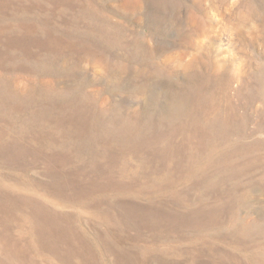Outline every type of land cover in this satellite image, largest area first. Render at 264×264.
Listing matches in <instances>:
<instances>
[{
  "label": "rangeland",
  "instance_id": "obj_1",
  "mask_svg": "<svg viewBox=\"0 0 264 264\" xmlns=\"http://www.w3.org/2000/svg\"><path fill=\"white\" fill-rule=\"evenodd\" d=\"M60 1L63 3L62 5ZM90 1H92V4ZM127 1L50 0L49 2V0H42L41 2V0H0V3L3 4V6L0 4L1 12L5 11L4 13L8 15L0 18V23L6 21L10 22L9 25H13L11 27L12 29H0V33L10 32L12 30L11 32H17L20 38H22L20 40L24 42L30 40V38L32 39V37L35 39L34 43H29L28 47L25 48L26 56L20 54V56L16 57L15 63H22L25 61L30 66H36L40 69L44 67V72L40 70L38 72H31V70L28 72L22 70H20V72H2V70H0V109L2 110H0V139L7 141V143L5 142L6 153L0 154V201L5 199L4 197L6 196L1 197V195L7 192V194L14 196H28L33 200H39L38 202L42 204L40 205L42 206L41 209L44 208V210H47L46 212L52 213L53 215L60 216L62 214V217H66L69 216V214L76 215L78 209L84 210L80 205L75 207L73 204H65L61 201L58 204L57 200L49 199L52 198V195L48 191H46L45 195L43 193L44 190L32 184L34 181H40L39 183L41 184L43 182L44 184L47 183L49 179H51L47 176V172L59 169H56V162L54 160L50 162L48 169H46L42 159L40 168L36 167V170L33 169L38 163L36 162L38 158H34L33 153L50 152L52 148L47 145L43 136L38 137L31 134L29 128H38L41 130V127H47L50 130L54 129V132L57 130L59 132L63 122L61 121L58 126L59 122L57 121V117L70 116L72 112L74 117L76 116V120L75 122L69 121L68 123H74L75 127H80L84 124L90 125L91 122H95L98 125H105L108 129L110 127L111 132L109 135H106L103 139L98 138L96 142H102L110 151H113L112 154H114L116 150L118 156H124L122 158L128 161L130 165L131 170L121 174L114 173L115 178L111 180L98 177L100 181L105 182V185H109V182H114L115 186H119V188H117L118 186L116 187V190L113 189L112 186H106L111 190L109 189L106 192H102L103 197L111 198V200L120 199L121 202H119V204L123 207L137 206V208H139L137 210V216L138 214H142L138 216L140 222L143 223L141 226L136 228L128 225L127 229L131 234L128 235L129 238L132 237L133 231H135L134 233L136 235L133 236L131 240H128L127 243L131 244L136 241L135 243H137L138 246L143 244V247L148 249L147 252L149 253H144L146 250L144 249V251L142 247L130 248V246V249L128 246L125 247L122 251L126 252L123 253L136 255V258L139 259L137 264H161L160 259H154L158 255L153 254L150 250L154 248L150 247L151 245L153 246V244L154 247L155 245H166L171 253L168 255L169 257L165 256L169 261L175 262V264H193V261L188 255H194L197 252L196 250H200L196 248H201L200 251L204 252L203 248H207L204 247V245L210 242L215 247V250L219 247L229 252H234L236 250L239 251L240 254L251 255L252 253L241 252L246 251L251 245V241L245 244V248H235L229 241L230 239L219 236L213 238L210 236L223 233L226 229V225L217 223L211 220V218L212 216H216L217 220L236 219L241 223H243L244 219L251 218L254 223H260L264 226V191H262L264 189V184H258L251 190L243 187L234 190L230 182H227L223 186L215 185L216 180L226 179L228 172L226 167L223 166L226 162V158L220 159L217 155L213 157L203 156L197 159L193 158L191 160L193 164L199 160L206 165L205 169L190 173L186 176L187 178L183 183L177 185L178 187L166 183V180L167 176L168 179H178V176H180L178 168L174 167L173 159H175L176 162L178 160H184V156L181 155V153L182 149L185 148L181 136L186 130H180L179 127L182 126L184 120L180 119L182 117L181 115L177 116L175 119L170 116L175 114V105H178L177 108H181L180 104L183 103V101L180 96H182L183 92H187L186 89L189 86L200 88L201 90L199 91L207 97L205 98L207 104L211 105V107L216 106L218 109L215 108V111H223L222 115H228L234 112L235 120L242 117L247 125L254 130V133L248 138H245V141L260 142L261 148L257 149L258 151L255 153H257V155L259 154L260 161L264 160V0ZM47 2L49 4H47ZM10 4L13 5L11 6ZM83 5H85V7ZM22 9L26 10V12H23ZM36 10L39 13H35ZM44 10H46L45 13ZM25 13L27 14L25 15ZM46 13H48L49 16ZM23 20L31 21L36 27L33 28L35 31L29 32V28L22 25L18 27V23H23ZM64 20L67 23H65ZM70 22L72 24H70ZM54 25L57 27H54ZM43 34L45 35L43 36ZM55 35L56 37L58 36L57 39ZM62 36L63 39H61ZM67 37H69V39H67ZM71 37L73 38L72 40ZM57 40L59 41V45ZM60 40H64V43ZM39 44L41 45V49L38 47ZM7 48L8 50L10 49L6 47V52L8 51ZM17 49L20 48L18 47ZM50 50L52 52H50ZM6 52H1V55ZM19 52L20 51H18V53ZM86 53L89 54L86 55ZM36 55H38L37 57L39 58H37ZM4 66L10 67L12 65L11 63H6ZM21 83L23 86H21ZM53 86L54 91L57 93L51 90L50 87ZM29 87H33L36 90L26 91ZM179 90L182 92L181 95L179 94ZM170 95L174 96V98L170 97ZM211 98L213 100H211ZM32 100L41 102L34 106L26 105L32 102ZM166 107L168 109H166ZM53 108L59 109L60 111H54ZM165 109L166 111H163ZM86 112H88V114H86ZM168 114L171 115L168 116ZM85 115L88 116L84 117ZM5 116L6 118H4ZM87 118H89V120ZM146 122H154L153 127L146 131V133L151 136L152 134L158 136L161 130L162 134L165 133V135L167 133L170 135L171 131H176V135H172L173 140H171V142L174 144L173 146L176 147L177 151H173V149L170 148L171 145L166 143L163 145L168 139L164 141V139H160L159 137L157 139H149L146 147L140 150L139 143L141 144L142 142L138 137L131 135V131L134 132L138 124L141 125ZM157 122L161 123L156 125ZM148 123L145 124V129ZM163 123H166L167 126H164ZM6 125L14 128L17 127L19 130L23 129L26 137L23 138L18 136L17 138L9 134L1 135V131L5 130ZM226 128L231 127L226 126ZM129 131L130 133L127 134ZM182 131L184 132L182 133ZM217 131H220V127ZM96 133L97 130H91L90 136L80 135L72 141L76 145L86 143V145L94 147L95 142L92 138ZM119 135L123 138H118ZM41 139H44L43 144L39 143ZM67 139L69 138L63 141H71ZM0 142H2V140H0ZM58 144H60L59 133ZM96 144L98 145V143ZM162 149L165 151L168 150V152H164ZM10 150H12L13 155L17 153L15 150H18V153L22 156L21 165L12 164L13 160L10 158L12 155L9 156ZM127 150L130 152L132 151L131 153L133 155L131 157L129 156L130 154L126 153ZM157 151H160L162 154L157 155ZM165 153L170 156V160L165 159ZM155 154L157 157H155ZM90 155L94 160L98 158L99 162L106 160L105 158H99L103 155L101 153L99 155L93 153ZM106 155L109 156L108 154ZM127 156H129L128 159H126ZM83 160L86 161L85 159ZM219 161L222 166L221 173L216 175L213 169L218 167L219 164L217 162ZM255 163H257L256 167L259 165L260 169L263 168L262 170L264 171V161H262V163L258 161ZM85 164L90 166V160H87ZM115 164L116 162L112 163V165ZM141 167L144 168L139 169ZM45 170H47V172ZM140 170L143 171L140 172ZM94 172L97 171L89 170L87 174H89L91 178H94L92 175L97 174ZM53 173L50 174L54 176ZM141 175L143 177H141ZM163 179L165 182H163ZM208 180H213V182L207 183ZM62 182V180H59V185H61ZM228 183L229 185H227ZM93 187L96 188V186H92V188ZM164 188L165 191H163ZM140 189L143 190V192ZM153 191L156 192L154 193ZM242 194L244 202L241 206V210H238L237 205L239 204L237 203H240V201H234V197H240L242 199ZM1 198L3 199L1 200ZM181 199L184 200V206L179 202ZM163 200L166 202H163ZM201 203H207L202 208L200 206V210H203L202 213L198 210V206ZM225 203L231 205L226 212L219 209L220 205H225ZM160 204L162 206H158ZM150 205L155 208L158 206L159 209L156 208L157 211H164V214L158 216V214H150V212L141 209L144 206L149 207ZM17 206L18 205H16V207ZM90 208L92 209L91 211L96 214L95 211L100 210L101 207L93 204ZM184 208L187 209L185 210ZM8 209L10 211V209L14 210L15 208ZM153 209L154 208H151V210ZM22 211V208L15 211L16 215L14 214V217L17 225H15L11 231L12 237L15 240L18 239L20 244L24 243L25 247L13 249L11 247H6V250H2L1 248L0 258L5 259L6 257V260L13 262L11 258H8L9 253L27 254L33 255L40 264H48V261L51 259L47 258L46 255L45 257L43 254H49V248H41V244L38 243L39 241L37 242L34 238V235H36V228H33V226L29 227L31 223H28L27 217L30 214ZM144 211L147 216H144ZM80 214H77L76 217L71 216L74 219H70V221L73 224L75 221L74 225L94 243V246L91 247L93 253H107V248L101 239L103 238L105 240L107 237L106 233L104 232L102 235L94 233L89 225V223L99 222L100 218L97 215H90V213L89 215ZM77 216H79V219L76 220ZM122 217L123 216H121V219L124 222V218ZM159 219L162 220V222ZM137 232H139L140 235H137ZM163 232L166 235H163ZM154 234L155 237L153 236ZM256 235L259 236V234ZM0 237H4L1 231V224ZM209 238L211 240H209ZM160 241H164V243L162 242V244ZM189 251L191 252L188 254ZM222 252L224 251L217 250L213 252L212 261L219 262V264H231L228 260V256L224 255ZM181 253L183 256H181ZM142 254L145 258L142 257ZM184 254L187 258H185ZM202 255H204V257H195L198 264L202 262L205 263L206 261L208 262L211 258L210 252H208V255L207 252ZM262 256L264 259V249ZM106 257L111 259V256L107 255ZM139 257H142L144 260L142 258L141 260ZM147 257L152 261L150 262V259ZM182 258H184V260ZM109 259H106L108 263ZM245 260L246 258L244 256L242 262H245ZM104 262L99 261L98 264H106ZM52 263L54 264L55 262ZM244 264L247 263L245 262Z\"/></svg>",
  "mask_w": 264,
  "mask_h": 264
},
{
  "label": "bare ground",
  "instance_id": "obj_2",
  "mask_svg": "<svg viewBox=\"0 0 264 264\" xmlns=\"http://www.w3.org/2000/svg\"><path fill=\"white\" fill-rule=\"evenodd\" d=\"M33 1H35V0H33ZM41 2H42V0H41ZM49 2H50V0H49ZM91 2L92 1H90V3ZM127 2H125V3H127ZM60 3H61V1H60ZM0 4H2V3H0ZM39 4H40V2H39ZM47 4H49V3L47 2ZM62 4L63 3H61V5ZM16 5H17V3H16ZM24 5H26V4H24ZM40 5L42 6V4H40ZM2 6H3V4H2ZM83 6L85 7V5H83ZM14 7H15V5H14ZM44 8L46 9L45 6H44ZM56 8H58V7H56ZM10 9H11V7H10ZM17 9H18V7H17ZM48 9H51V8H48ZM1 11L2 10L0 9V18L5 17V15H7V14L4 13L5 11L4 12H1ZM24 11L26 12V10H23V12ZM45 12H46V10H44V13ZM35 13H39V12L36 10ZM19 14H21V13H19ZM26 14L27 13H25V15ZM46 14L48 15V13H46ZM23 15H24V13H23ZM37 15H39V14H37ZM30 16H32V15H30ZM60 19H62V18H60ZM9 23L10 22H6V21L0 23V29L1 30L12 29L11 27L13 25H11V24L9 25ZM14 23H15V21H14ZM20 23H22V22H19L18 23V25H19L18 27H21V25H22V26H26L27 28H29L28 29L29 32L30 31H35L33 29L35 27V25L31 21H24L23 20V23L22 24H20ZM59 23H60V21H59ZM65 23H67V22L65 21ZM70 24H72V23L70 22ZM55 26L56 25H54V27ZM44 27H45V25H44ZM51 28H53V27H51ZM42 29H43V27H42ZM21 30H22V28H21ZM11 31L10 32L8 31L6 33H0V70H2V72H9V71H17V72H20V70L27 71V72L30 71V70H31V72H36V71L38 72L40 70L41 72H44V69H43L44 67L42 69H40V68H37L36 66H30L24 60H23L24 62H22V63H18V62L15 63L16 62L15 60L17 59L16 57L20 56V54H23V55L26 56L25 48L28 47L29 43H34L35 42V39L32 37V39L30 38V40L24 42L23 40H20L22 38H20V36L17 34V32H15V31L11 32ZM53 31H54V29H53ZM7 33H9V34H7ZM44 35L45 34H43V36ZM48 36H50V35H48ZM55 37H56V35H55ZM57 37H56V39H57ZM48 38H50V37H48ZM61 39H63V36H62ZM67 39H69V37H67ZM72 39L73 38L71 37V40ZM13 41H15V42H13ZM16 41H19V42H16ZM60 41H62V40H60ZM19 44H21V45H19ZM55 44H56V42H55ZM58 45H59V41H58ZM23 46H24V49H23ZM49 46H50V44H49ZM6 47H9L10 48L9 50L7 48V50H8L7 52L5 50ZM18 47L20 49H17ZM38 47H39V49H41V45L40 44H39ZM18 51H20V52L18 53ZM1 52H6V53L1 55ZM37 52H38V50H37ZM50 52H52V51L50 50ZM88 54L89 53H86V55H88ZM37 56L38 55H36V57ZM26 58H28V57H26ZM37 58H39V57H37ZM48 60H49V57H48ZM40 61H41V59H40ZM6 63H11L12 66L5 67L4 64H6ZM29 63H31V62H29ZM52 71H53V69H52ZM21 86H23L22 83H21ZM50 88H51V90H53V92H56V91H54V86L53 87H50ZM27 90L28 91L29 90L33 91V90H36V89L33 88V87H29V88L26 89V91ZM199 90H201V89L200 88H194V87L189 86L186 89L187 92H185V93L183 92L182 96H180L181 100L183 101V103L180 102L181 103L180 104L181 105V108H177L178 105H175V110H174L175 111V114H173V115L168 114V116L171 115L170 117H174V119L177 116L181 115L182 117L180 119H183L184 120V123H182V126H179V127H180V130L181 129H184L186 131H185V133H183L184 131H182V133H183L182 136L180 134L181 139L183 140L184 148H185V149H182V153H181V155L184 156V160H178L176 162V160L173 159V157H172L173 163H174V167H177L178 168V171H179L180 176H178V179H173V178L168 179V176H167V180H166L167 182L166 183L178 187L177 185H180L181 183H183L186 180V178H187L186 176H188L190 173L195 172V171H201V170L205 169L206 165L204 163H201L199 160H197L196 163L193 164L191 162V160L193 158H196L197 159V158H200V157H203V156L204 157L205 156L213 157V156L217 155V156H219L220 159L226 158V162H225V164L223 166L226 167V169L228 170V172H227V175H226L227 176L226 179H223V180L218 179V180H216L215 181V183H216L215 185H217V186H223L227 182H230V184L234 188V190H236V189L238 190L239 187H243V188H246L248 190H251L254 186H257L258 184H264V171L262 170L263 168L260 169L259 165L256 167V164L257 163H255L257 161L258 162H261V163H262V161H264V160H261L260 161L259 154L257 155V153H255L256 151H258L257 149L261 148V144L258 141H252V142L245 141L246 140L245 138H248L249 136H251L254 133V130L251 129L247 125V123L243 120L242 117H241L242 119L240 118V119H236L235 120V113L234 112H233L234 114L233 113H230L228 115H222V112L223 111L222 112H221V110L220 111H215L216 106H212L211 107V105L207 104V100L205 99L207 97L205 96V94H203ZM181 93L182 92L180 91L179 94L181 95ZM170 97L174 98V96H171V95H170ZM211 100H213V99L211 98ZM40 102L41 101H34V100H32V102H29L26 105H32V106H34L35 104H40ZM41 106H42V104H41ZM74 109H73V111H74ZM166 109H168V108L166 107ZM166 109L163 110V111H166ZM210 109H211V112H210ZM53 110L54 111H57V112L60 111L59 109H54V108H53ZM16 114H18V113H16ZM86 114H88V112H86ZM20 115H21V111H20ZM86 116H88V115H85L84 117H86ZM75 117H74V114L72 112L70 113V116H65V117L64 116H60V117H57V121L59 122L58 126L60 125L61 121L63 122V125L66 124L64 126L63 125L60 126L62 128L59 130V132H58V130L56 132H54V129L50 130L47 127H41V130L38 129V128H29L31 134L36 135L38 137H42L43 136V138L45 139L47 145L52 148V150L50 152H34L33 153V157L34 158H38L36 160V162H38V163L33 167V169L36 170V167L40 168L41 163H42V160L44 161V165H45L46 169H48L49 164H50V162L52 160H54L56 162V165H55L56 169H59V170H56V171H48V172H47V170H45L48 173L47 176H49L51 178V179H49V181L47 183L44 184V182H43L41 184V183H39L40 181L39 182H35L34 181V182H32V184L37 185V188L44 190V192H43L44 194L46 193V191H48L52 195V198H49V199H51V200H57L58 204L61 201V202H64L65 204H73V205H75V207L78 206V205H80V207L83 208L84 210L82 211L81 209H78V213L77 214L83 213V214H88L89 215V213H90V215H97L100 218V221L97 222V223H89V225L91 226L92 231L94 233L101 234V235L104 232L106 233L107 237L105 238V240L103 238H101V239H102L103 244L107 248V251L108 252L107 253H103V254L102 253L95 254V253L92 252L93 249L91 250V247L94 246L93 245L94 243H92L91 240H89L84 234H82L83 232L81 230H79L76 225H74L75 224V221H74V224L70 221V219H74L72 217L73 216L76 217L77 214L76 215L69 214V216H66V217H62L61 216L62 214L60 215L61 217L58 216V215H53L52 213L46 212L47 210H44V208L41 209L42 206H40V205H42V204H40L38 202L39 200L38 201L33 200L30 197H28V196H26V197L25 196H14V195H11V194H7V192L4 193L3 195H1V197L6 195L4 197L6 200L3 199V198H1V200L2 199L3 200L0 201V224H1V231L4 234V237H0V250H1V248H2V250L3 249L6 250L5 249L6 247H11L12 249L13 248H21V247L24 248L25 247L24 246V243L23 244H20L18 239L15 240L12 237L13 235H12V231H11L14 228V226L17 225L16 222H15V217H14L15 211H17L20 208H22V210L24 212H27L28 214H30L27 217L28 218V223L29 222L31 223V224L29 223L30 224L29 227L33 226V228H36V230H35L36 231V235H34L35 237L34 236L33 237L37 240V242L39 241L38 243L41 244V248H43V249L49 248L48 249V253L49 254H43L44 256L46 255L47 258H50L51 259L50 261H48V264H53L52 262H55L54 264H56V263H58V264H98L99 261H101V262H104L105 261L104 263H106V264H137L139 262V259L136 258V255L123 253V252H126V251H122V250H124V248L127 247V246H128V248L130 246V248L131 247H133V248H135V247H138V248L139 247H142L143 250L145 249L143 247V244H140V246H138V244L135 243L136 241L133 242V243H131V244H128L127 243L128 240H131L132 237L136 235L134 233L135 231H133L132 237L129 238L128 235H131V234H130V232L127 229L128 225L133 226V227H136V228L139 227V226H141L143 223L140 222L138 216L139 215H142V214H138V216H137V210L139 209V208H137V206H135V207H133V206H124L123 207V206H121L119 204V202H121L120 199H113V200H111V198L103 197V193L102 192H106L107 190L110 189V188L108 189L107 187H111L112 186V188L116 190V187L118 185L115 186L114 182H112V183L109 182V185H105L104 184L105 182L104 181H100V178H98V177H101V178H106L107 180H111V179L115 178L114 175L116 173L121 174V173L127 172L128 170H131L130 169V165H129L128 161H126L125 159L122 158L124 156H121V157L118 156V154L116 153V150H115V153L112 154L113 151H110V149H108L106 147V145H104L100 141L99 142H96L98 140V138L103 139V138H105L106 135L107 136L109 135V133L111 132V130H110L111 128L110 127L108 129L105 125L104 126L103 125H98L95 122L94 123L91 122L90 125L84 124V125H82L80 127H75L74 126L75 125L74 123L73 124L72 123H68L69 121H74L75 122V120H76ZM80 117H77V118H80ZM164 117H166V116H164ZM4 118H6V116ZM87 119L89 120V118H87ZM123 119H125V118H123ZM166 121H167V119H166ZM148 122H146V123H148ZM146 123H142L141 125L138 124V127L137 128H135V129L133 128L134 129V132L131 131V135H134L135 137H138L141 140V142H142L141 144L139 143V145H140V148L139 149L140 150H143L146 147V144L149 141V139H151V138L152 139H155V138L157 139L159 137L160 139H164V141H165V139H168L167 141H165L163 143V145L165 143L168 144V145H171L170 148L173 149V151H175V152L177 151L176 147L173 146L174 144H172V142H171V140H173V136L172 135H176V131H171L170 132V135L166 132L167 134L165 135V133L162 134V130H161L159 132V135L158 136H154L153 134L151 136L148 133H146V131H148L149 129H151L153 127V125H154L153 123L154 122L148 123V126L145 129V124ZM159 123H161V122H157L156 125H158ZM124 124H122V125H124ZM133 124H135V123H133ZM163 125L164 126H167L166 123H163ZM8 126L9 125H6L5 130H2L1 131V135H8L9 134L11 136H16L17 138H18V136H21L23 138L26 137L25 131L23 129L22 130H19V128H17V127L16 128L10 127L11 124H10L9 127ZM226 126L231 127V128H226ZM219 127H220V131H217L219 129ZM7 128H8V130H7ZM91 130H97L96 135L92 138V140L95 142L94 143V147L89 146V145H86V143L85 144L81 143V144L76 145L72 141L75 138H77V136H80V135H82V136H86V135L87 136H90V131ZM58 133H59V136H60V144H58ZM129 133H130V131L127 134H129ZM122 135H123V133H122ZM66 138H69L67 140H71V141L64 142L63 140H65ZM118 138H123V137H120V135H119ZM44 139H41L39 141V143L40 144H43L44 143ZM0 140H2V142H0V154H4V152L6 153V143H7V141H4V139H0ZM96 143H98V145ZM159 144H160V142H159ZM130 145H132V144H130ZM109 146H110V144H109ZM113 146H115V145H113ZM123 147H125V146H123ZM121 150H123V149H121ZM129 150H130V148H129ZM129 150H127L126 153L130 154L129 156L131 157L133 154L131 153L132 151L130 152ZM15 151L17 153H15L14 155L12 154V150L9 151V156L12 155V157H10L13 160V163L12 164H14V165H19L20 164L21 165L22 156L20 155V153H18V150H15ZM163 151L164 152H168V150L167 151L163 150ZM136 152H138V151H136ZM154 152H156V151H154ZM92 153L93 154H98V155L101 153L103 155H101L99 158H105L106 160L103 161V162L102 161L99 162V159L98 158L94 160V159H92L93 157L90 155ZM106 154H108L109 156H107ZM158 154L161 155L162 153L160 151H157V155ZM157 155L155 157H157ZM129 156H127L126 159H128ZM164 156L168 157V158L165 157L166 160H170V156L167 153H165ZM83 159H85L86 161L87 160H90V166L89 165H86L85 164L86 161H84ZM113 162H116V164L115 165H112ZM118 162H120V163H118ZM143 162H144V160H143ZM217 163L219 165H218L217 168H214L213 171H214V173L216 175H219L221 173V167L222 166L220 165V163H221L220 161L217 162ZM251 164H253V165H251ZM142 168H144V167H141L139 169H142ZM89 170L90 171L91 170L97 171V172H94V173H97V174H93L92 175V176H94V178H91V176L89 174H87V172ZM141 171H143V170H140V172ZM50 173H53L54 176H52ZM166 174H167V172H166ZM166 174H164V175H166ZM142 175H141V177H143ZM59 180H62L63 181L61 185H59L60 183H58ZM98 181H100V182H98ZM139 182H141V181H139ZM163 182H165V180ZM212 182H213V180H208L207 181V183H212ZM227 185H229V183ZM92 186H96V188H94V187L92 188ZM137 186H138V184H137ZM141 186H143V185H141ZM146 187H148V186H146ZM146 187H144V188H146ZM117 188H119V186ZM144 188H142V189H144ZM167 188H169V187H167ZM65 189H66V191H65ZM120 189H122V188H120ZM141 191L143 192V190H141ZM151 191H149V192H151ZM163 191H165V188H164ZM172 191H174V190H172ZM262 191H264V189ZM176 194H175V196H176ZM241 196H242V199L240 197H234V201H236V202L238 200L240 201V203H237V204H239V205H237V209L238 210H241V206H242V204L244 202L243 194ZM148 197L150 198L149 195H148ZM138 199H140V198H138ZM220 199H221V196H220ZM225 199H226V195H225ZM183 201L184 200L181 199L179 202L182 203V205H183ZM228 201H230V200H228ZM145 202H147V201H145ZM155 202H156V200H155ZM163 202H166V201L163 200ZM225 202H227V201H225ZM128 203H130V202H128ZM153 203H154V201H153ZM223 203H224V201H223ZM93 204L101 207L100 210L95 211L96 214L94 212H92L91 211L92 209L90 208V206H92ZM124 204H126V203H124ZM205 204H207V203H201L198 206L199 207L198 210L200 211V213L203 212V210H200V209L203 206H205ZM16 205H18V206L16 207ZM171 205H170V207H171ZM158 206H162V205L160 204ZM158 206H156V208H158ZM200 206H201V208H200ZM229 206H231V205H227L225 203V205L224 204L220 205L219 209L222 210V211H224V212H226L228 210ZM150 207L151 208H154V209L151 210ZM172 207H173V205H172ZM8 208H15V209L14 210L13 209H10V211H9ZM89 208H90V210H89ZM118 208H121V209H118ZM156 208L153 207L152 205H150L149 207H145L144 206L141 209L145 210L146 212H150V214H155V215L158 214V216H161V214H164V211L163 212L162 211L161 212L160 211H157ZM56 211H58V210H56ZM145 211H144V216H147V214L145 213ZM181 212H183V211H181ZM121 216H123L122 218H124V222L122 221ZM78 217L79 216H77L76 220L79 219ZM90 219H92V218H90ZM211 220L216 221L217 223H222V224L226 225V229H225V231L223 233H217V234H214V235H210L213 238H215L216 236H219V237H222V238H225V239H230L229 241L231 242V244H233V247H235V248H245V244H247L248 241H251V245L246 249V251H241V252H244V253H252L251 255L240 254L239 251H236V250L234 252H229V251H227L225 249H222V248L220 249L218 247L217 250H220V251L223 250L224 252H222V253L224 255L228 256V260L231 262V264H244L245 262L247 264H250V263L251 264H264V259H263V256H262V252H263V249H264V226L262 224H260V223H254L251 218L244 219L243 220V223L239 222L236 219L217 220L216 219V216H212ZM16 221H17V219H16ZM146 221H148V220H146ZM160 221L162 222V220H160ZM178 221H179V219H178ZM176 224H175V226H176ZM22 225H24V224H22ZM18 227H19V225H18ZM146 230H148V229H146ZM139 232H137V235H140ZM143 232H144V230H143ZM8 234H10V235H8ZM256 234H259V236L256 235ZM163 235H166V234H164V232H163ZM148 236H149V234H148ZM153 236L155 237V234ZM209 240H211V239L209 238ZM160 242L161 243L162 242L164 243V241H160ZM99 243H100V241H99ZM209 243L204 245V247H207V248H203V251L204 252L200 251L201 248H196V249H200V250H196L198 253L197 252L196 253L194 252L195 253L194 255H188L191 258V260L193 261V264H198L196 262L195 257L196 256L198 258H199V256H203L204 257V255H202V254L205 253V252H207V255H208V252H210L211 258H210V260H208V262L205 260L206 262L205 263L202 262L201 264H219V262L212 261V253L215 252V251H217V250H215V247L211 243L210 244ZM150 248H154V249H152L150 251L153 254L158 255L154 259H156V258L157 259H160L161 260V264H175V262L169 261L167 258H165V256L167 257L168 255L171 254L168 246H166V245L165 246H163V245L156 246L155 245V247H154V244H153V246L151 245ZM145 250H146V252H144V253H149V252H147L148 249H145ZM190 252L191 251H189L188 254ZM143 254H142V257H144ZM107 255L108 256H111V259H109L108 257H106ZM243 255L246 258L245 262H242L243 257H244ZM152 256H154V255H152ZM181 256H183V254ZM142 257H139V258L141 259ZM207 257H209V256H207ZM8 258H11L14 263L11 262L10 260H6L7 258L5 257V259L0 258V264H40L36 260V258H34L33 255H27V254L26 255H22V254H17V253H9ZM147 258H149V257H147ZM185 258H187L186 255H185ZM106 259H109V263L106 261ZM182 259L184 260V258H182ZM151 261L152 260L150 259V262ZM185 261H187V260L185 259ZM187 263H188V261H187Z\"/></svg>",
  "mask_w": 264,
  "mask_h": 264
}]
</instances>
